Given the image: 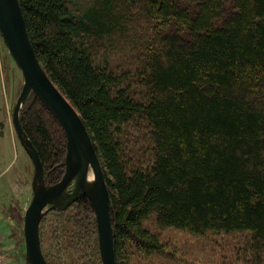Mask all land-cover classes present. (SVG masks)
<instances>
[{
  "label": "trees",
  "instance_id": "16d2710c",
  "mask_svg": "<svg viewBox=\"0 0 264 264\" xmlns=\"http://www.w3.org/2000/svg\"><path fill=\"white\" fill-rule=\"evenodd\" d=\"M20 6L40 62L100 156L118 264H181L144 226L152 220L199 238L240 237L237 258L264 264V0ZM113 51L134 56V77L113 71L105 61ZM29 99L21 123L56 184L66 135ZM77 204L95 225L89 199Z\"/></svg>",
  "mask_w": 264,
  "mask_h": 264
},
{
  "label": "water",
  "instance_id": "95a60500",
  "mask_svg": "<svg viewBox=\"0 0 264 264\" xmlns=\"http://www.w3.org/2000/svg\"><path fill=\"white\" fill-rule=\"evenodd\" d=\"M0 30L8 52L23 76L12 123L34 168L33 196L24 214L26 264H48L40 240V225L45 215L51 210L61 212L69 209L84 195L92 203L96 214L101 261L103 264H118L110 213L111 194L100 156L85 120L40 62L29 36L20 0H0ZM33 94L59 121L66 135V170L60 182L54 185L46 181L36 146H33L21 123L22 109ZM91 173L93 183L89 179Z\"/></svg>",
  "mask_w": 264,
  "mask_h": 264
},
{
  "label": "rangeland",
  "instance_id": "374dc122",
  "mask_svg": "<svg viewBox=\"0 0 264 264\" xmlns=\"http://www.w3.org/2000/svg\"><path fill=\"white\" fill-rule=\"evenodd\" d=\"M133 55L117 51L105 57V61L120 76L130 71L132 76L137 73L136 62ZM23 76L14 64L11 54L8 52L0 30V202H8L15 195H19V189H11V181L19 185L20 176L31 181L34 168L31 158L25 148L21 146L16 135L13 120V110L17 99L21 94ZM29 102V101H28ZM27 105V104H26ZM25 108V106H24ZM23 108V109H24ZM22 109V110H23ZM22 114V113H21ZM132 149V144H129ZM66 160V159H65ZM45 179L46 172H45ZM49 180V179H48ZM47 181V180H46ZM30 184V183H29ZM49 184L54 185L49 180ZM64 212L47 213L41 222L40 240L45 260L48 264H103L99 249L98 226L93 224L90 217L86 218L80 206L77 204ZM86 218V219H85ZM78 223V224H77ZM144 226L154 234L160 236V240L168 247V251H175V257L181 264H244L243 258L236 255L241 248L240 237L235 236H205L199 238L184 231L159 229L154 220L144 222ZM20 260L13 258V252L8 260V254L1 246L5 254L6 264H26V252L24 243H21ZM8 249V248H6ZM9 261V262H8ZM129 259H122L120 264H129ZM141 264L134 258L133 262ZM131 261V264H133ZM156 263V262H155ZM154 263V264H155ZM142 264H149L148 261ZM152 264V261H151Z\"/></svg>",
  "mask_w": 264,
  "mask_h": 264
},
{
  "label": "crops",
  "instance_id": "0c3cea01",
  "mask_svg": "<svg viewBox=\"0 0 264 264\" xmlns=\"http://www.w3.org/2000/svg\"><path fill=\"white\" fill-rule=\"evenodd\" d=\"M22 178L24 176L21 174L18 187L16 181H11L13 186L10 188L19 189V195H15L8 202H0V244L8 254L7 259L11 256L8 252L12 251L16 261L20 260V249L23 248L21 243H24L25 249L24 214L33 196L31 181L25 176L22 182Z\"/></svg>",
  "mask_w": 264,
  "mask_h": 264
},
{
  "label": "built area",
  "instance_id": "2783aa9c",
  "mask_svg": "<svg viewBox=\"0 0 264 264\" xmlns=\"http://www.w3.org/2000/svg\"><path fill=\"white\" fill-rule=\"evenodd\" d=\"M2 248H1V244H0V264H6V257L5 254L2 253Z\"/></svg>",
  "mask_w": 264,
  "mask_h": 264
},
{
  "label": "bare ground",
  "instance_id": "6f19581e",
  "mask_svg": "<svg viewBox=\"0 0 264 264\" xmlns=\"http://www.w3.org/2000/svg\"><path fill=\"white\" fill-rule=\"evenodd\" d=\"M89 179H90V182L93 183L94 179H93V175H92V173L90 174ZM64 211H65V210H64Z\"/></svg>",
  "mask_w": 264,
  "mask_h": 264
},
{
  "label": "flooded vegetation",
  "instance_id": "af4514ba",
  "mask_svg": "<svg viewBox=\"0 0 264 264\" xmlns=\"http://www.w3.org/2000/svg\"><path fill=\"white\" fill-rule=\"evenodd\" d=\"M74 204H75V203H74ZM71 207H72V206H71ZM71 207H70V208H71ZM70 208H69V209H70ZM67 210H68V209H67ZM50 212H56V210H51ZM50 212H49V214H50ZM57 212H58V211H57Z\"/></svg>",
  "mask_w": 264,
  "mask_h": 264
}]
</instances>
